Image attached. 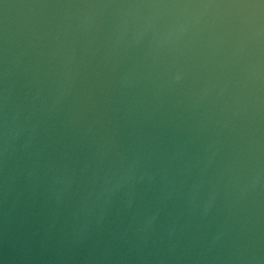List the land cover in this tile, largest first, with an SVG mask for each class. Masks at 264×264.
I'll list each match as a JSON object with an SVG mask.
<instances>
[{
  "label": "water",
  "instance_id": "obj_1",
  "mask_svg": "<svg viewBox=\"0 0 264 264\" xmlns=\"http://www.w3.org/2000/svg\"><path fill=\"white\" fill-rule=\"evenodd\" d=\"M0 264H264V0H0Z\"/></svg>",
  "mask_w": 264,
  "mask_h": 264
}]
</instances>
